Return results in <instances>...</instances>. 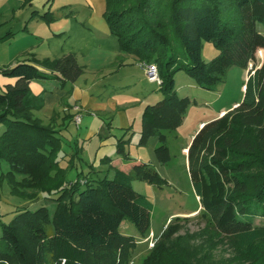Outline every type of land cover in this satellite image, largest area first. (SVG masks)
Returning <instances> with one entry per match:
<instances>
[{"label":"trees","instance_id":"16d2710c","mask_svg":"<svg viewBox=\"0 0 264 264\" xmlns=\"http://www.w3.org/2000/svg\"><path fill=\"white\" fill-rule=\"evenodd\" d=\"M51 1V0H50ZM105 19L123 52L158 67L162 100L148 105L142 115L139 146L158 138L159 163L172 162L170 136L183 123L190 99H180L175 76L185 71L202 88L225 82L232 67L253 69L241 103L222 117L206 123L194 136L187 158L201 212L215 230L239 247L264 241V0H106ZM204 42L220 54L202 59ZM19 63L2 70L16 79L0 91V186L22 199L40 193L57 196L52 217L48 207L19 209L9 223H1L0 264H127L123 248L135 238L121 232L130 221L140 237L152 230L153 203L137 192L133 180L162 188L167 181L151 164H134L129 172L114 168V176L98 177L94 170L68 180L60 167L61 139L34 112L44 108V95H34L30 84L55 76L60 86L74 84L84 74L75 54ZM48 90L46 89V92ZM175 135V134H174ZM128 140L118 141L117 154L130 160ZM105 161L111 163V158ZM9 170L4 172L3 165ZM169 247L160 245L150 264L170 261ZM193 252L186 264H204ZM147 264V263H146Z\"/></svg>","mask_w":264,"mask_h":264},{"label":"crops","instance_id":"0c3cea01","mask_svg":"<svg viewBox=\"0 0 264 264\" xmlns=\"http://www.w3.org/2000/svg\"><path fill=\"white\" fill-rule=\"evenodd\" d=\"M65 1L55 6L52 0H0V72L34 60L39 62L40 70L49 74L43 61L75 54L84 74L74 84L60 86L55 76L30 84L32 93L44 95L45 99L44 108L35 111V117L44 125L54 127L57 136L70 146L76 140L86 142L88 152L82 156L87 161L94 159L92 167L100 178H112L114 168L129 172L134 164L149 163L169 182L170 164L161 165L155 154L158 138H152L147 147L139 146L143 112L148 105L162 100L160 86L145 87L144 80L151 85L155 83L146 77L144 63L121 50L118 38L111 33L105 19L106 0H90V5L83 8L82 21L77 19L79 10H74V4L65 5ZM136 63L140 65V72L134 71ZM244 71L243 90L248 79ZM15 83L16 79L0 73L1 92ZM238 105L235 103L215 112L206 121H198L190 135L191 142L206 123ZM78 115L82 116L80 126L74 121ZM136 133L139 134L137 154L129 151L131 159L126 161L117 154L118 141L133 136L130 140L134 144ZM190 144L184 147L187 151ZM184 156L189 165L187 154ZM106 158L112 162L105 161ZM76 170L71 165L69 176L75 177ZM2 216L1 212L0 222Z\"/></svg>","mask_w":264,"mask_h":264},{"label":"rangeland","instance_id":"374dc122","mask_svg":"<svg viewBox=\"0 0 264 264\" xmlns=\"http://www.w3.org/2000/svg\"><path fill=\"white\" fill-rule=\"evenodd\" d=\"M52 1L56 6L63 0ZM90 3V0H66L63 2L65 5L74 4V10L80 12H76L79 21L83 20V8ZM11 5H13L12 2ZM37 5L42 6L41 2H37ZM259 29L264 33L263 25H259ZM219 54V49L212 42L203 43L202 59L204 62H211ZM135 57L139 60L137 56ZM257 61L259 65L264 61L263 50L258 51ZM252 69L253 64H250L246 70L247 76ZM140 70L139 63H136L134 71L140 72ZM244 75L245 71L242 68L232 67L225 77V82L216 85L213 89H204L185 71L177 72L175 76L177 95L180 99H190L191 104L185 113L183 123L175 131V135L170 136L169 147L172 152V162L168 169L171 180L167 181L162 188L141 180H133L132 182L133 188L148 197L154 207L152 230L146 237H140L130 221H125L121 227L123 234L134 237L136 240L134 245L124 247L122 250L124 251L123 255L127 257V264H150L151 259H156L154 254L160 245L169 247L171 252L169 256L173 255L170 261H163V264H186L193 252L198 257L204 258V264H264V241L248 248L239 247L229 239L219 235L209 216L201 212L200 202L196 197L188 163L184 156V153H188L184 147L190 144L192 138L190 135L194 132L198 121H206L220 109L242 102L245 92L243 90ZM143 85L157 88L156 84L151 85L145 80ZM4 129V126H0V133ZM130 137L133 136H128L126 139L128 140L126 150L136 155L139 148L136 144L139 134H134V144ZM60 144V167L66 169L73 165L77 168L75 177L68 175V180H76L78 172L85 174L94 170L97 174L99 173L96 168L92 167L94 159L87 161L86 157L82 156L83 153L87 155L88 152L86 142L76 140L70 146L61 139ZM84 144L85 147H82ZM140 148L143 147L140 146ZM94 149L96 147L92 148V151ZM2 170L8 172L9 168L4 164ZM56 198L57 196L40 193L35 198L22 199L11 195L9 186L4 184L0 186V210L3 214V221L0 222V225L1 223L9 224L20 208L36 210L46 206L53 217ZM254 220L257 226L264 227V215L262 213H257ZM152 232L154 238L148 241ZM1 235L2 227H0V237Z\"/></svg>","mask_w":264,"mask_h":264},{"label":"built area","instance_id":"2783aa9c","mask_svg":"<svg viewBox=\"0 0 264 264\" xmlns=\"http://www.w3.org/2000/svg\"><path fill=\"white\" fill-rule=\"evenodd\" d=\"M143 67L146 72V76L148 80L152 83L160 85L161 79H160L158 67L155 64H146V63L143 64ZM74 121L77 126H80L82 122V116L81 115L76 116ZM0 217H1V212H0ZM153 238H154V233L152 232L151 237L148 238V241Z\"/></svg>","mask_w":264,"mask_h":264}]
</instances>
